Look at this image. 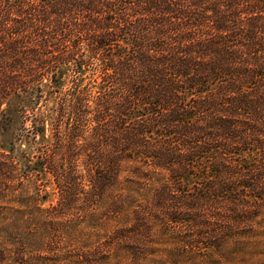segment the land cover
<instances>
[{
  "label": "trees",
  "instance_id": "1",
  "mask_svg": "<svg viewBox=\"0 0 264 264\" xmlns=\"http://www.w3.org/2000/svg\"><path fill=\"white\" fill-rule=\"evenodd\" d=\"M0 135V203L18 169L36 196L46 180L57 201L36 221L49 226L99 211L184 223L220 204L252 219L264 0H0ZM4 208L0 263L20 245Z\"/></svg>",
  "mask_w": 264,
  "mask_h": 264
},
{
  "label": "rangeland",
  "instance_id": "2",
  "mask_svg": "<svg viewBox=\"0 0 264 264\" xmlns=\"http://www.w3.org/2000/svg\"><path fill=\"white\" fill-rule=\"evenodd\" d=\"M88 81L87 75L84 85ZM15 135L13 131L10 140ZM4 141L0 135V145ZM16 145L24 149L19 142ZM13 177L14 191L3 195L0 206L9 209L5 217L17 224L11 243L20 245L8 246L0 264H264V200L257 202L252 219L237 214L240 205L220 204L185 216L184 223L147 217L137 226L134 221L122 224V220L120 225L99 211L93 219L70 215L59 223L62 227L55 228L36 221L37 207L56 204L57 191L51 183L38 182L43 192L36 196L20 169Z\"/></svg>",
  "mask_w": 264,
  "mask_h": 264
}]
</instances>
